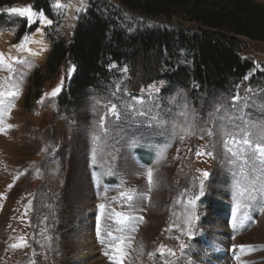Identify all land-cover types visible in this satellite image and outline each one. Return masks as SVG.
Masks as SVG:
<instances>
[{
	"label": "rangeland",
	"instance_id": "rangeland-1",
	"mask_svg": "<svg viewBox=\"0 0 264 264\" xmlns=\"http://www.w3.org/2000/svg\"><path fill=\"white\" fill-rule=\"evenodd\" d=\"M48 2L51 14H45L53 24L42 34L36 32L38 25L29 28L26 18L8 12L31 2L0 7V52L25 60L15 65L14 74L0 68V90L15 84L19 92L0 106V127L6 128L0 132V264H115L113 236L131 238L125 264H264V182L259 198L246 207L249 198L237 193L246 187L240 172L247 176L248 170L230 166V159L240 157H230L222 144V133L239 129L264 141V42L242 38L241 56L253 66L230 94L206 93L194 83L185 88L164 79L145 81L140 67L111 63L114 75L105 91L88 89L77 105L66 107L59 95L74 71L69 74L74 66L68 58L43 83L38 98L27 97V91L33 70L44 67L53 38L69 42L70 24L93 4L121 9L130 31L157 24L191 27L182 16H144L125 9L121 0H60L62 7L57 0ZM23 24L25 31L16 37ZM25 35L26 47L39 55L13 47ZM58 86V95L46 96ZM141 89L152 93L136 105L148 110L145 116L126 108ZM237 92L241 100L233 104ZM112 104L118 105L119 119L107 114ZM212 143L214 148L205 147ZM197 149L213 155L197 157ZM201 170L210 175L204 178ZM261 174L264 167L257 171ZM201 180L204 195L196 200ZM122 192L132 201L122 200ZM119 212L143 216V222L121 224ZM21 237L27 246L11 247Z\"/></svg>",
	"mask_w": 264,
	"mask_h": 264
},
{
	"label": "trees",
	"instance_id": "trees-1",
	"mask_svg": "<svg viewBox=\"0 0 264 264\" xmlns=\"http://www.w3.org/2000/svg\"><path fill=\"white\" fill-rule=\"evenodd\" d=\"M16 1L0 0V7ZM24 1L51 14L48 0ZM121 5L148 17L182 16L191 28L157 24L130 31L121 9L95 3L78 19L69 42L53 38L44 67L32 72L27 97L38 98L66 58L74 66L59 95L66 107L77 105L88 89L105 91L114 75L111 63L140 67L145 81L164 79L185 88L194 83L206 93L230 94L253 66L241 56L242 38L264 42V4L254 0H121ZM24 31L23 24L16 37Z\"/></svg>",
	"mask_w": 264,
	"mask_h": 264
},
{
	"label": "snow or ice",
	"instance_id": "snow-or-ice-1",
	"mask_svg": "<svg viewBox=\"0 0 264 264\" xmlns=\"http://www.w3.org/2000/svg\"><path fill=\"white\" fill-rule=\"evenodd\" d=\"M57 7H62L60 4V0H57ZM86 9H77V11H81ZM8 12L10 14L18 15L21 18H26L28 27L31 28L32 25H38L36 28V32L43 33V30L47 27L53 24V20L50 19L44 12L43 9L36 10L33 5H28L25 7H10L8 8ZM29 42L28 35H25V37L22 38V42L18 45H13V47L18 48L22 50L23 52L27 53L28 55L35 56L39 55V52L34 51L33 49L26 47V44ZM43 51V48L40 49V52ZM25 63V60L22 56H6L3 52H0V68L7 67L10 73H16L18 69L15 67L16 64H23ZM112 67H115V65H112ZM74 70L70 69L69 74ZM124 71H127V68L125 67ZM23 75V73H21ZM7 79L12 80L13 77L10 75ZM245 79H248V76H245ZM153 86L150 85L149 89H151ZM61 91V87L58 86L56 89H54L50 94L51 96H56ZM117 91H119V87H117ZM250 91V90H249ZM19 94L16 85H12V89L8 91L0 90V106L5 105V101L10 98H15ZM125 95H130L125 92ZM152 93L151 91H145L144 89H141L140 96H131V103L126 105V108L129 112H135L137 115L145 116L147 115V111L145 109H137L136 105H143L144 104V97L148 96L151 97ZM241 100L240 94L237 92L236 95L233 97L232 103L235 104L238 101ZM108 115H111L115 117L116 119H119L120 112L118 110L117 104H112L108 109ZM101 125H105V117H101ZM146 127H151V123L145 125ZM12 125H7V128H11ZM6 128L0 127V132H5ZM208 134L212 135L213 130L208 129ZM183 139V137H181ZM222 144L224 147L225 152L230 157H236L239 155L240 159L238 161L234 159H230L228 161V164L230 166L242 164L244 165L247 170L248 174L245 176L244 172H240V176L243 177L246 181V187H243L242 190L238 191V195L241 197H248L249 200L245 202L246 207H251V201L254 199L259 198V193L261 192L262 188V182H264V174L257 175V171L259 168L264 167V141L261 139L254 140L250 134V132L239 129L234 133L224 135L222 133ZM216 145L215 143L209 144L205 146L206 148H214ZM235 148V151L233 150ZM190 150V149H189ZM179 152V149L177 150ZM196 156H202V155H208L211 156L213 153L211 151H201L200 149L196 150ZM202 176L204 178H207L210 174L207 171L201 170ZM233 175H236V173H233ZM153 170L149 168L147 170V179L149 184L153 183ZM238 185V189H239ZM122 200L132 201L133 197L131 195H128L126 193H120L119 194ZM204 195V180H201L199 183V195L195 197L196 200L200 198V196ZM150 198V197H149ZM193 201H189L190 204H194ZM130 206V205H122V207ZM98 208L101 210H104L106 208V205L104 203H100L98 205ZM261 211H264V208L260 209ZM117 216L120 217V223L124 224L128 221H137V222H143V216H132L127 215L124 212L116 213ZM124 229L121 228V231ZM137 230L136 226L130 227V231L135 232ZM97 235L99 238V229L97 230ZM108 235H112L109 233ZM188 235L191 236L192 233L189 230ZM113 239L116 241V243L113 245L115 249V255L112 257L115 260V264H125V258L127 256V253L125 252V246L128 243V240L131 238L129 237L128 240L121 236H113ZM21 242L19 244H13L11 247H26L27 242L26 240L21 237ZM101 243H104L103 240H101ZM164 245H161V252L160 254L163 255V249ZM181 249H184L187 247L184 244H181ZM243 248V246H241ZM169 254L174 255V251L172 249L168 250ZM105 255H108V253H105ZM149 255H152V253H149Z\"/></svg>",
	"mask_w": 264,
	"mask_h": 264
},
{
	"label": "built area",
	"instance_id": "built-area-1",
	"mask_svg": "<svg viewBox=\"0 0 264 264\" xmlns=\"http://www.w3.org/2000/svg\"><path fill=\"white\" fill-rule=\"evenodd\" d=\"M67 17H68V19H70L69 15H68ZM66 19H67V18H66ZM64 24H65V21H64ZM70 25H72V28H71V30H70L69 32L72 33V31H73V29H74V26L76 25V22H74L73 24H70ZM63 33H68V32H67V31H63ZM71 33H70L69 35H66V34H65V37H66V38H69L70 35H71Z\"/></svg>",
	"mask_w": 264,
	"mask_h": 264
}]
</instances>
